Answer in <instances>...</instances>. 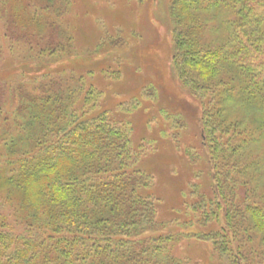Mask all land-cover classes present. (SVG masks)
Returning <instances> with one entry per match:
<instances>
[{
    "label": "trees",
    "instance_id": "trees-1",
    "mask_svg": "<svg viewBox=\"0 0 264 264\" xmlns=\"http://www.w3.org/2000/svg\"><path fill=\"white\" fill-rule=\"evenodd\" d=\"M169 2L172 61L201 107L213 160L219 151L227 159L236 149L251 151L245 166L264 177V0ZM67 6L69 0H0L9 49L24 41L22 56L6 60L11 77L0 73V264H181L170 252L181 236L210 241L224 263L226 253L230 264H264L263 253L245 246L251 238L242 237L252 225L264 239V209L253 208L247 184L233 180L235 167L225 168L226 189L215 193L227 205L223 213L216 199H197L181 224L201 231L163 234L167 225H158L145 194L148 176L136 166L141 149L133 146L131 122L101 109V92L78 71L50 72L49 62L64 61L55 53ZM59 8L58 16L49 13ZM218 215L224 230H205ZM232 233L237 250L228 249Z\"/></svg>",
    "mask_w": 264,
    "mask_h": 264
},
{
    "label": "rangeland",
    "instance_id": "rangeland-1",
    "mask_svg": "<svg viewBox=\"0 0 264 264\" xmlns=\"http://www.w3.org/2000/svg\"><path fill=\"white\" fill-rule=\"evenodd\" d=\"M169 5V0H69L67 12L61 19L65 37L61 42L63 37L59 35L62 46L55 53L57 58L64 57L60 59L64 61L49 64L54 75L68 68L78 71L75 75H83L86 82L101 92V109L108 110L110 116L123 117L131 122L133 146L137 151L141 149L136 166L148 176L145 194L154 207L158 225H167L162 229L163 234L175 237L186 231L200 230L196 224L188 230L181 224L186 217L183 213H190L189 204L197 199L212 203L216 199L220 205L217 213H223L225 203L215 193H219L218 189L220 191L222 187L220 193L223 194L226 189L227 166L239 171H234L233 180L247 184L245 188L250 192L253 208L264 209V177H256L257 172L245 166L251 151L245 155L243 150L236 149L229 159L219 151L213 160L211 142L209 144V139L204 142L201 132V107L189 88L179 81L172 61ZM62 12L59 8L49 13L58 16ZM6 17L5 13L1 16L0 11V73H6L10 78L12 69L7 70L6 60L22 56L20 46H24V41L19 40L12 50L9 49L8 37L3 35L9 27ZM53 27L57 29V23H53ZM67 31L71 34V41ZM4 78L1 76L0 80ZM133 103H136L133 112L119 113L121 105ZM247 125L239 126L236 133L242 135ZM222 138L226 139L224 135ZM215 177L222 186L217 184ZM237 201H242L240 196ZM212 203L208 207L211 211ZM197 217L200 221L198 214ZM225 221L222 215H218L216 220L205 225V230L223 231ZM261 233L259 226L257 229L251 225L242 237L251 238L245 246L264 254ZM179 239L170 252L181 264H230L232 260L225 253L224 263L210 241L191 236ZM229 239L226 243L228 249L231 246L237 250L239 240L236 242L233 233ZM239 263L243 264V260Z\"/></svg>",
    "mask_w": 264,
    "mask_h": 264
}]
</instances>
